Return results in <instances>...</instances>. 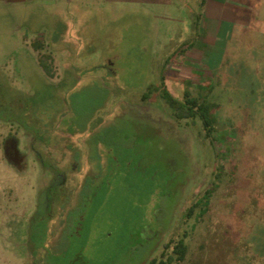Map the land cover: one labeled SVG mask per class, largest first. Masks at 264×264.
Returning <instances> with one entry per match:
<instances>
[{
  "label": "rangeland",
  "instance_id": "rangeland-1",
  "mask_svg": "<svg viewBox=\"0 0 264 264\" xmlns=\"http://www.w3.org/2000/svg\"><path fill=\"white\" fill-rule=\"evenodd\" d=\"M242 1L250 15L258 0ZM258 4L262 31L264 0ZM206 15L199 0H0V99L34 104L51 124L93 130L104 147L67 197L61 222L50 223V230L35 227L34 249L50 237L65 245L47 250L45 264H149L183 231L188 255L180 264H264L253 251L264 253V221L253 227L250 220L251 205L264 198V31L258 40L250 30L238 39L239 25L232 42L208 44L201 54L199 37L220 23ZM190 36L196 39L191 54L171 56ZM37 40L41 53L49 43L54 79H45L38 66ZM161 75L174 98L189 92L208 104L226 167L208 211L186 224V209L200 208L218 166L198 120L176 119L155 93L142 101ZM7 130L0 123V264H22L23 216L30 214V187L38 181L30 171L25 186L8 166ZM244 229L256 231L254 249L245 244Z\"/></svg>",
  "mask_w": 264,
  "mask_h": 264
},
{
  "label": "flooded vegetation",
  "instance_id": "flooded-vegetation-1",
  "mask_svg": "<svg viewBox=\"0 0 264 264\" xmlns=\"http://www.w3.org/2000/svg\"><path fill=\"white\" fill-rule=\"evenodd\" d=\"M46 46L48 52L41 53L44 48L35 52L38 54L37 58L40 55H49L53 67L55 58L49 50V43ZM37 63L40 67L38 59ZM109 64L108 61L107 65ZM40 69L45 79L55 78L54 74L49 76L41 67ZM60 82L61 79L48 85L56 86ZM24 102L21 99H10L9 103H6L0 99V123L8 125L2 150L11 161V164L7 163L8 166L17 172L25 186L30 187V180L28 179L27 182L24 180L30 171V176L38 181V185L35 182L30 187L34 190L33 207L29 215L26 212V216H23L26 217V223L20 235L19 245L22 251V264H45L42 256L47 250L52 251L65 245L62 240L50 237L52 240L50 239L51 242L48 241L45 247L34 249L31 239L34 238L35 227L43 225L44 230H50V223L61 222V209L67 197L79 187L78 179L81 181L83 178L84 181L87 167L90 168L91 162L97 160L104 147L100 141L92 138V134L95 133L93 130L80 131L68 122L63 126L56 122L51 124L50 120V122L43 120L41 114L32 110L34 104ZM76 131L79 134H76Z\"/></svg>",
  "mask_w": 264,
  "mask_h": 264
},
{
  "label": "trees",
  "instance_id": "trees-1",
  "mask_svg": "<svg viewBox=\"0 0 264 264\" xmlns=\"http://www.w3.org/2000/svg\"><path fill=\"white\" fill-rule=\"evenodd\" d=\"M258 2H261V0H258ZM258 2L254 6V11L251 12L248 20V26L246 29H244L243 32L246 30H250L253 34L252 37L255 40L259 39V35L261 36L263 33V28L261 31L260 27V20L258 17L259 12V5ZM201 6H203V2L200 3ZM260 6V5H259ZM199 16H194L193 20V28L196 31L198 29L199 24ZM260 29V30H259ZM197 31L195 32V34ZM251 37V38H252ZM258 38V39H257ZM195 36H190L183 42H181L178 47L173 50L171 56H177L181 57L183 56L188 49H192L195 42ZM251 41V40H250ZM250 46V44L245 41V46ZM32 48L34 51H40L44 48L43 43L39 42L38 40L32 43ZM220 48V47H219ZM38 62L40 67L44 70V72L52 76L53 75V67L51 58L49 55H40L38 58ZM170 64V58L166 59L164 61L163 67L165 68ZM151 93L157 94L159 98H161L166 105L173 111V116L176 119H187L191 120L192 122H195L198 120L202 126L203 131V137L205 140H208L210 145L212 146V149L214 150V161L216 163L217 168L214 169L213 172V180H212V187L209 189H206L204 193L202 194L200 198L201 206L198 207L199 203H192L185 211V214L183 216V222L184 224L188 223L192 218H194L195 214L198 213L199 217H203L205 213L208 211V208L210 207V198L212 193V197L214 195V190L216 189V181L219 179V174L225 171V165L222 164V159L219 157L220 154L216 151V146L218 145L217 142L219 139H221L216 130V121L212 117L210 113V107L208 104H205V102L199 101L197 98L192 97V95L189 92H185L183 97L181 99L174 98L167 90L164 85V77L163 75L160 76V84L158 86H149L146 89V92L142 96V101H145L149 98V95ZM213 108V106H212ZM225 158V157H224ZM223 158V159H224ZM229 164L232 165V162L229 161ZM229 166V165H228ZM264 179V177H263ZM263 192H260L259 194H263L264 196V187L262 185ZM254 205V206H253ZM253 213L251 216V225L257 226L260 225L261 220L264 221V214L261 216L260 213H258V210H262L264 212V198L261 200H256L255 204H252ZM259 208V209H258ZM252 228V227H251ZM244 236L243 240L247 246H252L253 249L255 248L257 239L256 237V231L253 233V231L243 230ZM253 233V234H252ZM188 236L187 231H183L182 234L175 235L173 238H170L169 241L164 245L163 250L160 252L159 256L157 258H153L150 260L149 264H180L183 263L188 255V246L186 244V238ZM255 236V237H254ZM250 246V247H251ZM251 247V248H252ZM254 257L262 259L264 262V253L263 250L257 251V249H254ZM227 262H224V260L220 259V261L212 262V264H227Z\"/></svg>",
  "mask_w": 264,
  "mask_h": 264
},
{
  "label": "crops",
  "instance_id": "crops-1",
  "mask_svg": "<svg viewBox=\"0 0 264 264\" xmlns=\"http://www.w3.org/2000/svg\"><path fill=\"white\" fill-rule=\"evenodd\" d=\"M64 1H66L67 4L73 2V3H76L77 5H80V3L84 2V0H64ZM87 1L92 2L94 0H87ZM201 2H203L202 8H204V12L208 13V15L206 16L210 18H212V16L214 17L216 16L215 18L219 20L220 23L216 25L219 27V29H216V27L213 28L209 26L210 29L206 31L204 38L200 40V37H199L198 42L200 44V47L196 49L197 51H200V53L202 54V51L206 50L207 48L206 46L208 44H214L217 46V43L232 42L233 37H235V34L237 32L238 26L241 25L240 27L241 31H239L238 36H237L239 39V36L241 35V33L248 26V20L250 16L243 12L244 10L248 8V5H246L244 1L242 0H199V3ZM229 9L231 11L228 12V14H225V12L228 11ZM219 11L221 12V14H218ZM212 35L215 37H212ZM200 41H203L204 44H202ZM208 49H210V47H208ZM192 50H194V48L188 49L185 55L191 54L190 52Z\"/></svg>",
  "mask_w": 264,
  "mask_h": 264
}]
</instances>
